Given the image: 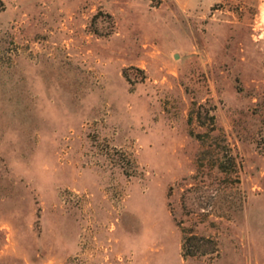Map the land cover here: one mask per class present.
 Here are the masks:
<instances>
[{"label":"rangeland","instance_id":"obj_1","mask_svg":"<svg viewBox=\"0 0 264 264\" xmlns=\"http://www.w3.org/2000/svg\"><path fill=\"white\" fill-rule=\"evenodd\" d=\"M0 264H264V0H0Z\"/></svg>","mask_w":264,"mask_h":264},{"label":"trees","instance_id":"obj_2","mask_svg":"<svg viewBox=\"0 0 264 264\" xmlns=\"http://www.w3.org/2000/svg\"><path fill=\"white\" fill-rule=\"evenodd\" d=\"M206 243H211L213 245L212 248H204L207 245ZM216 247L213 239L199 236L195 233L185 236L182 244L184 256L215 252L217 250Z\"/></svg>","mask_w":264,"mask_h":264}]
</instances>
